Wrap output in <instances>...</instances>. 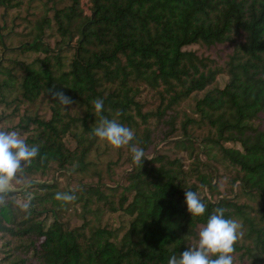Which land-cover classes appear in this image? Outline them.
<instances>
[{"label":"trees","instance_id":"1","mask_svg":"<svg viewBox=\"0 0 264 264\" xmlns=\"http://www.w3.org/2000/svg\"><path fill=\"white\" fill-rule=\"evenodd\" d=\"M101 116L144 162L94 135ZM12 130L39 154L0 193V264H167L216 208L241 225L234 264H264V0H0Z\"/></svg>","mask_w":264,"mask_h":264},{"label":"clouds","instance_id":"2","mask_svg":"<svg viewBox=\"0 0 264 264\" xmlns=\"http://www.w3.org/2000/svg\"><path fill=\"white\" fill-rule=\"evenodd\" d=\"M54 100L65 108H70L74 101L63 91L51 92ZM95 112L102 113L104 102L93 101ZM101 141H106L115 149L130 146L133 160L144 162L146 153L142 148L132 145L135 133L122 125L117 119L101 116L97 126L92 129ZM39 154V145L26 143L21 132L17 130L0 131V193L11 186L17 173L22 171L23 164H29ZM57 201L72 203L77 196L72 192H56ZM187 210L192 217L206 214V205L198 192L185 191ZM226 209L216 208L207 219L206 225L198 233V241L187 247L179 256L172 255L167 264H234L235 245L242 235L241 225L233 218L225 217Z\"/></svg>","mask_w":264,"mask_h":264},{"label":"rangeland","instance_id":"3","mask_svg":"<svg viewBox=\"0 0 264 264\" xmlns=\"http://www.w3.org/2000/svg\"><path fill=\"white\" fill-rule=\"evenodd\" d=\"M226 80H227L226 77H220L219 81H218L219 86H224ZM11 189H12V187L10 186V188L8 190H11Z\"/></svg>","mask_w":264,"mask_h":264}]
</instances>
